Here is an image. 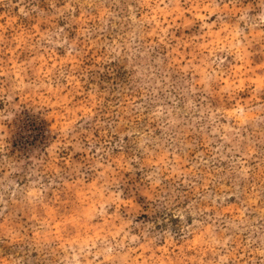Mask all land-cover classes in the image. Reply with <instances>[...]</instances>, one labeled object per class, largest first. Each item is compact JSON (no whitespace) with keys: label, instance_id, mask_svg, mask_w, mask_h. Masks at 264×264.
Instances as JSON below:
<instances>
[{"label":"rangeland","instance_id":"374dc122","mask_svg":"<svg viewBox=\"0 0 264 264\" xmlns=\"http://www.w3.org/2000/svg\"><path fill=\"white\" fill-rule=\"evenodd\" d=\"M0 264H264V0H0Z\"/></svg>","mask_w":264,"mask_h":264}]
</instances>
